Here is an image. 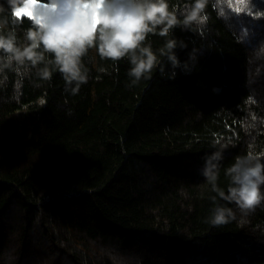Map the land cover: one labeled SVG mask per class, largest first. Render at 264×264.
Instances as JSON below:
<instances>
[{"label": "trees", "instance_id": "16d2710c", "mask_svg": "<svg viewBox=\"0 0 264 264\" xmlns=\"http://www.w3.org/2000/svg\"><path fill=\"white\" fill-rule=\"evenodd\" d=\"M192 2L169 5L182 20ZM0 6V34L24 47L31 19ZM202 15L147 36L157 67L135 85L128 57L96 48L74 95L52 64L49 81L37 75L44 64L0 67V264H264V204L241 224L201 172L219 151L215 184L227 194L235 158L264 152V75L247 84L264 0H208ZM168 40L175 70L161 55ZM213 196L235 220L205 222Z\"/></svg>", "mask_w": 264, "mask_h": 264}, {"label": "clouds", "instance_id": "9594fccd", "mask_svg": "<svg viewBox=\"0 0 264 264\" xmlns=\"http://www.w3.org/2000/svg\"><path fill=\"white\" fill-rule=\"evenodd\" d=\"M15 15L31 12L32 27L26 33L28 43L20 47L13 33L0 34V67L30 64L39 68L40 79L49 81L52 69L58 71L64 80L65 91L76 94L81 85L87 83V74L82 58L91 48H96L101 59L120 61L128 57L131 67L127 75L133 85L141 79H150L157 67V56L144 41L149 34L167 36L178 25L184 29L192 25L199 26L208 0H193L181 11L182 20L177 17V8L170 7L169 0H6ZM0 6V11H3ZM175 40H168L166 51L161 55L167 59L173 70L181 67L174 52ZM180 47H184L181 43ZM45 54H51L52 60L45 63ZM250 63H257L254 71H249L247 84L253 85L256 78L264 75V43L253 49ZM187 69L188 65H183ZM173 71V75H174ZM44 103V101H43ZM42 103V104H43ZM71 109L67 115H72ZM257 118L252 116L255 127ZM264 123V121H260ZM215 146V145H213ZM221 158L219 151L206 155L201 172L217 192L220 199L234 204L241 215L240 223L264 204V152L249 150L245 155L235 158V162L226 171L230 183L227 194L216 187V169ZM184 194V193H182ZM214 207L205 220L213 227L221 226L236 219L231 207L217 203L212 197Z\"/></svg>", "mask_w": 264, "mask_h": 264}, {"label": "rangeland", "instance_id": "374dc122", "mask_svg": "<svg viewBox=\"0 0 264 264\" xmlns=\"http://www.w3.org/2000/svg\"><path fill=\"white\" fill-rule=\"evenodd\" d=\"M15 16H16L17 18H21V17H23V16H25V17H29V16H27V15H23V16H21L19 13L15 14ZM29 18H30V17H29Z\"/></svg>", "mask_w": 264, "mask_h": 264}, {"label": "snow or ice", "instance_id": "6c2138e0", "mask_svg": "<svg viewBox=\"0 0 264 264\" xmlns=\"http://www.w3.org/2000/svg\"><path fill=\"white\" fill-rule=\"evenodd\" d=\"M26 15L30 17L31 16V12H27ZM41 103H43V101H41Z\"/></svg>", "mask_w": 264, "mask_h": 264}]
</instances>
